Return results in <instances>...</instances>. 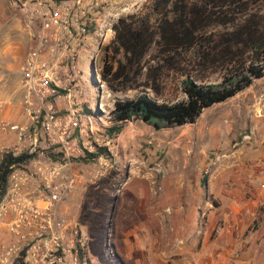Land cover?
Returning <instances> with one entry per match:
<instances>
[{
  "label": "rangeland",
  "instance_id": "1",
  "mask_svg": "<svg viewBox=\"0 0 264 264\" xmlns=\"http://www.w3.org/2000/svg\"><path fill=\"white\" fill-rule=\"evenodd\" d=\"M244 1L264 14V0ZM114 2L120 16H144L153 4V0ZM225 12L230 16L237 8L206 9L210 17L200 23L197 45L182 50L178 69L166 65L160 59L164 56L160 47L152 46L146 61L165 64L159 79L160 101L186 97L181 81L187 73L199 83L221 81L229 68L226 59L205 62L199 56L211 50L208 36L218 40L228 28L214 24ZM156 18L152 17L154 27L159 23ZM114 38L115 34L97 56L99 75L107 53L113 54L106 46ZM89 44L96 49V44ZM29 50L19 13L10 0H0V77L9 83V96L16 91L12 95L16 102L23 95L22 65ZM81 66L84 92L97 99L100 90L94 88L93 66L90 62ZM140 79L144 82L147 77ZM143 89L113 92L105 82L107 111L102 117L107 128L91 134L88 147L95 145L94 151L72 158L82 182L67 197L63 210L79 223L90 264H199L194 253L202 247L203 238L227 233L239 241L238 250L245 251L252 244L249 240L264 232V76L228 100L204 109L194 123L156 130L134 120L120 134L110 136L115 101L135 97ZM147 91L156 96L151 89ZM52 102L56 108L67 106L64 97ZM13 138L9 133V150H15ZM41 146L37 154L52 152L45 143ZM104 147L106 153L89 154ZM32 167L22 164L15 169L30 171ZM221 225L225 230L218 235L216 229Z\"/></svg>",
  "mask_w": 264,
  "mask_h": 264
},
{
  "label": "built area",
  "instance_id": "2",
  "mask_svg": "<svg viewBox=\"0 0 264 264\" xmlns=\"http://www.w3.org/2000/svg\"><path fill=\"white\" fill-rule=\"evenodd\" d=\"M10 4L29 38L20 84L28 119L5 122L0 128L16 136L15 154L37 152L41 143L52 152L48 158L36 156L30 171L14 168L10 174L0 201V231L2 226L9 231V241L0 235V264H90L80 225L63 210V203L82 182L72 158L94 151L95 145L88 147L91 134L107 128L102 117L107 111L105 81L97 73L96 60L102 45L114 36L121 12L114 0H10ZM90 42L97 45L95 50ZM87 62L96 77L94 88L100 90L97 99L86 95L82 86L81 65ZM61 97L67 106L56 108L52 101ZM5 103L0 100V113ZM224 230V225L218 226L216 233Z\"/></svg>",
  "mask_w": 264,
  "mask_h": 264
},
{
  "label": "trees",
  "instance_id": "3",
  "mask_svg": "<svg viewBox=\"0 0 264 264\" xmlns=\"http://www.w3.org/2000/svg\"><path fill=\"white\" fill-rule=\"evenodd\" d=\"M214 6L227 9L233 6L237 12L230 16L227 12L218 16L214 24L228 28L218 40L212 41L211 35L208 36L211 50H204L199 57L205 62H216L220 57L226 59L229 66L227 72L221 81L201 83L187 73L181 81L186 97L178 101H160L158 96L162 89L159 79L164 63L178 69L177 57L183 49L190 51L197 45L200 23L210 17L205 13L206 9ZM172 13L174 17L170 15ZM153 16L159 20L158 27H154ZM114 29L115 38L106 46V50L112 49L113 54L110 56L107 53L101 78L113 92L144 89L135 97L115 101L110 112L114 121L108 128L110 136L120 134L126 123L134 120H140L156 130L194 123L204 109L228 100L249 88L255 79L264 76V14L253 10L244 0H153L147 14L122 16ZM156 44L163 52L164 58L160 59L164 63L149 65L146 57L150 56L149 51ZM247 51L252 53L250 57L246 56ZM143 75L147 77L144 82L140 79ZM145 88L151 89L156 96ZM106 152L104 147L89 154L99 156ZM36 156L37 152L27 151L15 154L8 150L2 153L0 201L7 192L14 168L29 163Z\"/></svg>",
  "mask_w": 264,
  "mask_h": 264
},
{
  "label": "crops",
  "instance_id": "4",
  "mask_svg": "<svg viewBox=\"0 0 264 264\" xmlns=\"http://www.w3.org/2000/svg\"><path fill=\"white\" fill-rule=\"evenodd\" d=\"M0 100L6 102L3 111L0 113V124L7 122H26L27 116L23 111L21 100L16 102L12 95L9 96V83L6 77H0ZM13 135V134H12ZM13 148L18 144L14 135ZM9 132L3 131L0 128V155L4 151L9 150ZM48 158L47 155L38 154L36 158ZM34 159L27 166H32ZM0 235L4 241H9V231L6 226L1 227ZM252 241L248 249L240 251V245L232 234L227 233L217 238L211 239L209 235L203 238L202 247L195 251L194 256L198 259L199 264H203L205 260H211L214 264H264V232L263 234ZM240 251V252H239Z\"/></svg>",
  "mask_w": 264,
  "mask_h": 264
}]
</instances>
